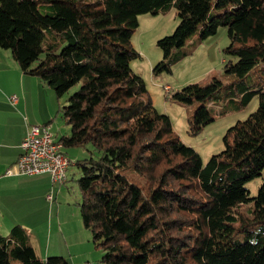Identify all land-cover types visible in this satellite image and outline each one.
Returning a JSON list of instances; mask_svg holds the SVG:
<instances>
[{
    "label": "trees",
    "instance_id": "obj_1",
    "mask_svg": "<svg viewBox=\"0 0 264 264\" xmlns=\"http://www.w3.org/2000/svg\"><path fill=\"white\" fill-rule=\"evenodd\" d=\"M171 6L179 21L156 41L154 73L170 70L172 50L194 32L204 38L225 25L230 39L225 82L212 76L171 93L196 102L189 132L213 120L209 102L240 108L258 96L205 163L129 67L140 55L131 44L138 15ZM0 47L58 100L78 84L58 105L69 126L58 140L88 150L74 161L76 204L104 264H264V79L251 78L264 71V0H0ZM257 176L250 195L245 182ZM0 264L70 263L40 258L16 224L0 234Z\"/></svg>",
    "mask_w": 264,
    "mask_h": 264
},
{
    "label": "rangeland",
    "instance_id": "obj_2",
    "mask_svg": "<svg viewBox=\"0 0 264 264\" xmlns=\"http://www.w3.org/2000/svg\"><path fill=\"white\" fill-rule=\"evenodd\" d=\"M178 21L179 18L173 6L156 14L150 12L139 14L138 25L131 36V44L140 55L130 60L129 67L133 73L143 79L155 109L168 115L174 133L185 144L191 146L205 163L213 153L223 148V136L227 128L237 120L245 119L256 109L258 96L255 95L246 106L240 108H231L229 104L227 106L226 102L221 101L209 102L207 106L210 108L213 120L204 125L198 133L191 134L188 129V118L196 102L181 103L174 100L171 93L187 83L204 84L212 76H217L225 82L227 76L223 71V63L228 55L224 48L229 44L230 39L225 25H218L214 33L204 38H200L198 33L194 32L186 38L183 45L172 50L174 56L170 70L154 73L152 70L154 65L162 58V51L156 45V41L170 34ZM259 76L264 79V71L261 69L251 73L253 80H258ZM77 87L78 84L73 85L68 92L60 96L59 103H66L67 96ZM51 124V132L57 131V137L69 132V126L60 113L53 117ZM63 149L72 159H76V155L78 158L88 156V150L82 147L64 146ZM77 177L78 169L73 164L68 170V190L66 189L64 193L69 200H64L63 204H68L75 210L77 208L75 200H78L80 195L75 180ZM260 181L261 177L257 176L245 182L250 195H255ZM61 187L66 188L64 185ZM78 215V224L73 220L71 225H66L68 246L65 243L62 252L59 250L51 255L63 256L70 264H104L101 261L103 250L93 242L91 232L83 225L80 212ZM59 246L62 245L59 243Z\"/></svg>",
    "mask_w": 264,
    "mask_h": 264
},
{
    "label": "crops",
    "instance_id": "obj_3",
    "mask_svg": "<svg viewBox=\"0 0 264 264\" xmlns=\"http://www.w3.org/2000/svg\"><path fill=\"white\" fill-rule=\"evenodd\" d=\"M58 105L54 90L39 77L24 73L10 51L0 47V234L7 236L14 225H21L42 259L63 250L65 243L68 246L66 225L73 220L79 222L77 204L76 210L63 204L69 200L64 194L68 190L69 167L79 158L66 154L71 163L62 184L54 183L49 172L8 174L6 169L20 153L27 126L48 123L51 128ZM52 134L60 138L57 131ZM62 185L66 188L62 189ZM50 193L52 198L48 199Z\"/></svg>",
    "mask_w": 264,
    "mask_h": 264
},
{
    "label": "built area",
    "instance_id": "obj_4",
    "mask_svg": "<svg viewBox=\"0 0 264 264\" xmlns=\"http://www.w3.org/2000/svg\"><path fill=\"white\" fill-rule=\"evenodd\" d=\"M12 100L16 96L12 95ZM71 160L63 151L61 141L55 139L48 123L29 124L20 142L18 157L6 169L8 174H34L49 172L54 183L67 180ZM52 198L51 193L47 195Z\"/></svg>",
    "mask_w": 264,
    "mask_h": 264
},
{
    "label": "bare ground",
    "instance_id": "obj_5",
    "mask_svg": "<svg viewBox=\"0 0 264 264\" xmlns=\"http://www.w3.org/2000/svg\"><path fill=\"white\" fill-rule=\"evenodd\" d=\"M66 154V153H65Z\"/></svg>",
    "mask_w": 264,
    "mask_h": 264
}]
</instances>
